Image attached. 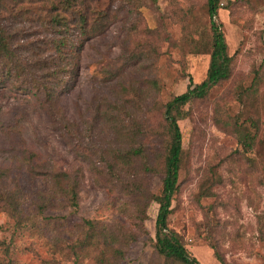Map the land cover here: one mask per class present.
<instances>
[{
  "label": "rangeland",
  "instance_id": "374dc122",
  "mask_svg": "<svg viewBox=\"0 0 264 264\" xmlns=\"http://www.w3.org/2000/svg\"><path fill=\"white\" fill-rule=\"evenodd\" d=\"M220 1L232 75L187 106L190 115L179 122L184 153L169 225L201 264H221L217 254L225 264H263L264 0ZM57 3L0 0V20L39 42L45 64ZM87 6L100 29L88 38L71 30L80 52L54 102L0 86V189L21 193L30 221L16 228L0 210V264H96L94 248L82 247L86 220L135 234L118 264H167L154 250L159 205L149 203L142 223L133 215L162 192L170 144L164 106L187 91L190 78L197 85L207 77V0ZM246 136L254 138L251 149ZM115 155L126 158L121 167L113 168ZM56 172L77 176L78 210L54 195L48 175Z\"/></svg>",
  "mask_w": 264,
  "mask_h": 264
},
{
  "label": "trees",
  "instance_id": "16d2710c",
  "mask_svg": "<svg viewBox=\"0 0 264 264\" xmlns=\"http://www.w3.org/2000/svg\"><path fill=\"white\" fill-rule=\"evenodd\" d=\"M207 9L212 31L207 77L197 85L190 78L187 91L174 97L164 106V118L168 126L170 144L165 158L162 192L160 196H149L145 199L148 200L146 203H139L133 215V218L141 220L142 223L147 216L149 203L154 201L159 205L154 250L157 256L165 260L167 264H201L190 254L180 240L179 234L169 225L172 203L179 190V175L184 153L183 134L179 122L189 117L190 112L187 106L196 100L205 99L213 88L232 75L234 57L228 53L222 24L217 21L221 1L207 0ZM49 13H52V18L48 21V29L55 36L46 41V45L52 50V54L47 56L46 64V59H41L45 54L40 53V49L37 48L39 42L26 40L27 36L23 29L10 32L9 28L11 29L15 24L10 23L5 26L0 20V86L10 83L23 92L42 94L52 103L58 95V90L69 87L71 72L79 56L80 45L76 42V37L71 30L76 26L79 36L81 34L88 38L90 34H96L100 27L98 24L91 25L93 13L87 6V0H58ZM42 26H44L43 22ZM45 29L48 31L47 28ZM43 44L45 45L44 42ZM79 44L82 45V41ZM32 71L37 73L33 74ZM253 142V137L246 136L242 143L246 149H251ZM138 155L143 154L139 151ZM114 160L116 162L113 161V168L121 167L126 158L115 155ZM48 176L53 183L54 195L62 197L71 208L78 210L80 204L77 176L74 177L67 172H56ZM47 204L48 202H44L41 206L42 213L47 210ZM0 210L6 212L15 221L16 228L30 224V221H27V224L24 222L22 197L19 191L0 189ZM83 228L85 241L82 247L94 248L97 253L96 264H118V261L124 257L123 248L130 246L135 238L131 230L121 225L117 227L100 221L86 220ZM217 259L221 264H225L218 254Z\"/></svg>",
  "mask_w": 264,
  "mask_h": 264
}]
</instances>
